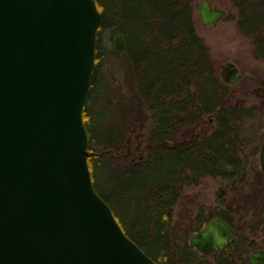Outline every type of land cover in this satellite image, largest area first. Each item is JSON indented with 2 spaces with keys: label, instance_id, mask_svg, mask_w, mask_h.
<instances>
[{
  "label": "water",
  "instance_id": "obj_1",
  "mask_svg": "<svg viewBox=\"0 0 264 264\" xmlns=\"http://www.w3.org/2000/svg\"><path fill=\"white\" fill-rule=\"evenodd\" d=\"M203 25L228 10L198 2ZM102 14L95 0H0V264H158L93 186L83 109ZM125 37L112 36L121 52ZM237 70L223 66L222 80ZM259 159L264 173V141ZM235 228L212 216L188 244L209 254ZM264 264V248L249 254Z\"/></svg>",
  "mask_w": 264,
  "mask_h": 264
},
{
  "label": "trees",
  "instance_id": "obj_2",
  "mask_svg": "<svg viewBox=\"0 0 264 264\" xmlns=\"http://www.w3.org/2000/svg\"><path fill=\"white\" fill-rule=\"evenodd\" d=\"M95 1L102 20L87 99L99 79H107L102 74L96 76L103 61L110 55L125 56L139 74L141 108L151 113L139 114L140 125L146 122L148 129L136 147L141 153L131 158L130 139L126 137L125 142L121 129L109 130L108 140L100 132L102 138L95 137L92 122L96 119L91 109L88 112L86 99L83 118L94 188L109 203L124 231L158 264H237L235 250L243 243V240L237 242L239 233L211 253L216 255V260L210 262L197 249L181 245L179 235L173 232L172 213L183 186L197 182L204 175L244 180L241 151L251 137L242 135V124L259 114V105L229 102L231 90L220 79L210 48L197 32L194 0ZM231 1L237 7L238 31L250 37L257 56L264 57V0ZM110 24L124 34L125 47L121 52L105 50L100 45V32ZM205 114L216 121L212 131L190 135L182 130V125L200 121ZM107 163L113 179L110 188L120 199L135 201L141 211H133L129 224L121 220L129 212L117 213L113 198L101 189L106 181H100L104 175L102 168ZM116 172L120 173L112 175ZM134 187L138 189L135 197L131 192ZM241 196L239 193V199ZM221 201L225 199L222 197ZM215 215L233 223L225 212L199 210L195 227L189 230H200Z\"/></svg>",
  "mask_w": 264,
  "mask_h": 264
},
{
  "label": "rangeland",
  "instance_id": "obj_3",
  "mask_svg": "<svg viewBox=\"0 0 264 264\" xmlns=\"http://www.w3.org/2000/svg\"><path fill=\"white\" fill-rule=\"evenodd\" d=\"M199 1H193L195 26L210 48L220 79L225 64L231 62L237 67L231 80H223L231 90L229 102L242 106L257 104L260 111L255 118H247L242 124V135L251 137L241 151L244 180L239 177L227 179L204 175L197 182L184 185L173 207L172 227L173 232L179 235L181 245L186 246L189 235L193 233L189 228L195 227V215L199 210L204 213L225 212L231 217L236 232L240 234L238 244L243 240L241 246L235 250V254L238 253L237 264H248L249 253L253 249L264 248V173L259 159L260 145L264 141V57L257 56L253 40L238 31L237 7L231 0H210L213 4L226 8L228 16L209 26L200 21ZM113 28V24H110L100 32V45L105 50L112 48V36L116 32ZM101 69L96 72V76L102 74L107 79H99L86 102L88 112L91 109L96 119L92 122V129L96 131L95 137L102 138L98 133L100 132L108 140L109 130L121 129L125 142L126 137L130 139L131 158H136L141 153L136 147L144 139L148 129L145 127L146 122L145 125H140L139 114L151 113L140 105L142 96L137 87L139 74L126 62L125 56L118 55L106 58ZM186 124L182 125L183 131L186 130L190 135H200L212 131L216 121L210 114H205L200 121H194L187 126ZM94 147L98 145L94 144ZM110 165L112 166L111 163ZM120 166L123 167V163ZM109 168L108 163L102 168L104 175L100 181H106L101 184V189L113 198L117 213L125 210L126 213L129 212L125 219L121 217V220H126L125 223L129 224L130 215L134 210L138 212L139 207L135 205V201L120 199L110 188L113 179L110 177L112 171L109 172ZM118 173L120 172L112 175L117 176ZM131 192L135 197L138 189L134 187ZM239 193L242 194L240 199ZM222 197L225 202L221 201ZM206 259L214 262L216 255L209 254Z\"/></svg>",
  "mask_w": 264,
  "mask_h": 264
},
{
  "label": "flooded vegetation",
  "instance_id": "obj_4",
  "mask_svg": "<svg viewBox=\"0 0 264 264\" xmlns=\"http://www.w3.org/2000/svg\"><path fill=\"white\" fill-rule=\"evenodd\" d=\"M197 134H198V133H197ZM197 134H196V135H197ZM232 226L234 227L233 224H232ZM234 228H235V227H234ZM197 231H198V230H197ZM194 232H195V231H194ZM235 234H236V228H235ZM234 236H235V235H234ZM190 246H191V245H190ZM191 247L194 248V249H197L195 246H191ZM221 248H222V247H221ZM257 249H260V248H257ZM261 249H262V248H261ZM197 250H198V249H197ZM253 250H255V249H253ZM253 250H252V251H253ZM198 251H199V250H198ZM215 251H216V250H215ZM252 251H251V252H252ZM199 252L202 253L201 251H199ZM213 252H214V251H213ZM213 252H211V253H213ZM251 252H250V253H251ZM211 253H209V254H211ZM250 253H249V254H250ZM203 254H205V253H203ZM209 254H205V255H209ZM248 262H249L248 264H251V263H250V260H249V256H248Z\"/></svg>",
  "mask_w": 264,
  "mask_h": 264
}]
</instances>
